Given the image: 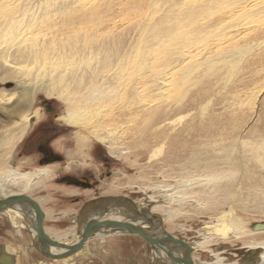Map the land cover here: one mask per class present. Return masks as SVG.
<instances>
[{
    "label": "rangeland",
    "instance_id": "374dc122",
    "mask_svg": "<svg viewBox=\"0 0 264 264\" xmlns=\"http://www.w3.org/2000/svg\"><path fill=\"white\" fill-rule=\"evenodd\" d=\"M74 1L47 0L51 16L44 14L47 18L38 21L40 25L32 31L35 33L16 38V43L6 42L15 45L4 55L0 48L2 71V57L10 60L11 53L14 55V49L23 41L34 46L48 40L46 47L41 48H47L43 55L50 67L45 70L44 79L64 72L65 79L58 86H67V90L75 94L73 97L80 93L77 100L83 99L82 87L91 86L97 79L100 86L104 83L100 90L106 94L98 97L102 100L92 107L91 116L93 119L104 117L117 138L112 149L108 143L93 137L82 145L77 132L83 134L84 130L62 119H53L55 126L61 129L56 134L55 144L67 153V158L72 156L75 161L66 171L75 166L83 169L90 153L95 152V146L101 148L109 164L89 160L96 174H106L101 182L106 186L102 196L125 195L134 198L145 210L155 204L165 213L173 211L172 219L165 220L164 226L191 245L195 236L202 239L213 232L215 220L228 211L234 210L251 228L258 222L263 223L264 0H219L216 5L213 0L201 3L197 0H97L100 4L104 2V7L102 4L101 11L92 15L88 11L86 15L80 10L77 12ZM185 2L188 6L191 3L190 7L183 5ZM221 2L224 5H220ZM225 3L230 8L227 9ZM200 4L203 8L197 7ZM209 6L212 9L209 10ZM220 6H226V10ZM39 29L44 34L49 33L36 37ZM166 33L175 36L172 39L165 36L171 39L167 41L163 39ZM8 82H12V88H7ZM8 82L0 80V88L16 90L17 84ZM43 100L51 101L55 108L51 118L67 112L59 98L43 92L35 95L32 106L42 107L46 112ZM0 118L7 121L1 114ZM34 125L32 123L30 129ZM19 146L14 165L23 162L24 167L26 160H15ZM29 160L27 170L41 167L33 151ZM81 161L84 164H80ZM63 171L65 169L60 173ZM213 173L222 177L200 180ZM55 178L49 181L47 190L41 192L47 199L41 206L46 212L45 228L77 233L83 216L82 206L98 193L61 184ZM178 196L181 198L173 200ZM32 221V217L27 219L28 223ZM252 234L249 232L240 239L212 236L205 246L212 252L224 250L221 255L226 257L225 262L237 260L241 264L247 252H240L239 248ZM256 237L264 238V233ZM2 244L11 246L17 264H64L67 261L65 264H155L153 246L142 236L131 233H113L103 240L90 238L79 254L61 263L58 260L61 258L46 257L34 247L28 227L16 229L9 216L0 213ZM212 252L196 251L194 255L199 264H203V261L214 260ZM173 256L177 257L167 253L164 257L168 260L162 257V264L176 263L171 259Z\"/></svg>",
    "mask_w": 264,
    "mask_h": 264
},
{
    "label": "bare ground",
    "instance_id": "6f19581e",
    "mask_svg": "<svg viewBox=\"0 0 264 264\" xmlns=\"http://www.w3.org/2000/svg\"><path fill=\"white\" fill-rule=\"evenodd\" d=\"M179 1L180 0H178V2ZM182 1H184V0H182ZM192 1H194V0H192ZM200 1L202 2V0H199V1L197 0V2H200ZM216 1L218 2L219 0H213V2L215 3L214 5H216V3H217ZM233 1L238 2L239 0L238 1L233 0ZM46 2H47V0H15V1L14 0L13 1L12 0H0V45H3V46H0V48L2 47L3 55L5 52L7 53V51L10 52L13 50V49L10 50V48L15 45V43H16L15 39L16 38H19L20 36H23V35L26 36L28 34L33 33L32 32L33 29L36 26L40 25L39 24L40 20L47 18V16H51V13L48 12V11H50V5ZM197 2H194V3H196V5H197L198 4ZM230 2H232V1H230ZM251 2H252V0H251ZM72 3H76L75 9L77 12H78V10H80L83 13H85V15H86L87 11H88L89 12L88 14L91 13V15H92V14H96L95 12H98L99 10L101 11V7H102V4L104 2L102 4H100L101 2L99 1V3H98L97 0L95 3L92 2V0H75ZM203 3L202 4L204 6H206V4H205L206 2L204 1ZM221 3H220V5H224L223 4L224 2L222 4ZM11 4H12V6H11ZM89 4H90V7H88ZM186 4L187 3L185 2V4H183V5H186ZM188 4H187V6H188ZM226 4L227 3H225V5ZM239 4H241L243 6L242 3H238V5ZM190 5H191V3H190ZM190 5L188 7H190ZM218 5H219V3H218ZM253 5H254V3H253ZM210 6H212V5L210 4ZM210 6L208 7L209 10L212 9V7H210ZM226 6H224V8H223V6H220V8H223L222 10H224V9L226 10ZM230 6L233 7L231 4H230ZM103 7H104V4H103ZM197 7L203 8L201 4ZM234 7H236V6L234 5ZM239 7H237V8H239ZM255 7L256 6H254V8ZM204 8L207 9L206 7H204ZM228 8H230V7L227 6V9ZM186 9H188V8H186ZM196 9H198V8H196ZM235 9H233V10L235 11ZM263 9H264V6H263ZM192 10H194V7ZM242 10H240V11L242 12ZM247 10H250V9L247 8ZM260 10H258V11H260ZM5 11L9 12L10 14H5L4 13ZM187 11L192 13L190 10H187ZM194 11H196V10H194ZM183 13H186V12H183ZM183 13H181V14H183ZM258 13L260 14V12H258ZM44 14L45 15L47 14V16L44 17ZM177 14H179V12H177ZM192 15H193V13H192ZM223 15H224V13H223ZM237 15H239V14H237ZM245 15H244V17H245ZM248 15H249V13H248ZM254 16H257V15H251V17H254ZM229 17H230V15H229ZM233 17L231 20H233ZM190 18L188 17V19H190ZM226 18H227V16H226ZM150 20H151V18H150ZM235 21H237V20H235ZM41 24H42V22H41ZM236 25H238V24H236ZM39 30L37 31V34H36L37 36L35 35L36 37H38V34L40 36L42 34H44V32H41V30L39 32ZM195 32H197V31H195ZM48 33L46 31L44 36H46V34H48ZM178 35L179 34H177V36ZM180 35H181V33H180ZM165 36H166V38L168 36V38L171 37V39H172V38H174L173 36H175V35L168 33L167 35H164V37L162 36L163 39L168 41L171 39H166ZM159 38H161V37H159ZM28 39H29V37H27L26 40H28ZM30 39H31V37H30ZM49 39H51V38H49ZM163 39H162V41H163ZM8 41H15V43H14V45H8L6 43ZM24 42L25 41H23L21 45L17 46V49H14L15 53H14V55H13V52L11 53L12 58H10V60H7V59L2 57V63H3L4 69L2 71H0V80L2 82L14 81L17 84V88H16V90H15V88L14 89L0 88V114L7 118V121L1 120L2 118H0V199L6 198V197H8L10 195H14V194H26V195L33 197L42 206L45 202H47V199H46L45 195H43L41 192L47 190V187L49 186V181L52 178H55L62 171V169H65V171H66V169H69L71 167V165L74 166L75 161H74V158L72 156L71 157L68 156L67 162L64 165L60 164V163H55L52 165L43 166V167H39L37 169H32V170L22 169L23 162L20 165H17V166L14 165L15 151H16L17 147L19 146V144L24 140L27 133L29 132V129H30V126L32 125L33 120H34V122L43 120L45 118V115H46V112L43 111L42 107L34 108L32 106L34 99H35V95L37 93L43 92L47 96H56L57 98H59L61 100V102H63L66 105L67 112L65 114L59 116V119H62L63 122L66 124H69L71 126H75V127H78L80 129L84 130L85 133H83V134L80 132H77V135L79 137L78 142L81 143L82 145L84 143H86L90 138L93 137L97 141H100L102 143H108L109 149H112L111 147L113 145V141H115L117 137H116V135H113L112 131L109 130V128H108L109 124H106L104 122L105 121V120H103L104 117L103 118H97L98 119L97 120L96 118L93 119V117L91 116L92 115V111H91L92 107L97 105L102 100L101 98H98V97H101V94L105 93V91L100 90L102 86L104 88V83H102V86H100L101 82L98 81V79H97V81L91 82V86L82 87V90L85 91V92H82V93H84V94H82L83 96H81V98H83V99L77 100L76 97L78 95H76V97H73V96H75V94L72 93L73 91L71 92L69 90L70 91L69 92L67 90L68 88H66L67 86L66 87L65 86H63V87L58 86V83L61 80L65 79L64 78L65 77L64 72H57L55 75H48V78L44 79V76H45L44 72L46 69L48 70L50 67H49V62L47 61L46 58H44V55H43V54H45L44 52H45V50H47V48H43V50H41V48L46 47L45 44L47 45L48 40L40 42L38 45L35 44L34 46H32V45L28 46L29 44L27 45L25 43L27 45L26 46L24 44ZM163 42H165V41H163ZM12 43H10V44H12ZM34 43H36V42L34 41ZM160 43H161V41H160ZM48 45H50V44H48ZM186 48H185V50H186ZM198 48H200V47L198 46ZM201 51H203V48L201 49ZM188 53H189V51H188ZM189 55H191V54H189ZM47 74H48V72H47ZM75 80H78V79L75 78ZM104 82H105V80H104ZM106 85L107 84H105V86ZM80 89L81 88L78 87V91ZM113 90H115V89H113ZM110 91L108 90V94H110L109 93ZM79 96H80V93H79ZM79 96H78V98H79ZM8 102H11V104L7 105L6 103H8ZM103 103H104V101H103ZM105 114H107V112H105ZM101 116H103V114ZM4 121H6L8 123L5 124ZM80 164H84V162L81 161ZM20 169H22V170H20ZM221 177H222V174L213 173V174H209V175L204 176L200 180H211L212 181V180H218ZM171 189H173V188H171ZM32 194H36V196H33ZM179 198H181V196L173 197V200H176ZM22 206H25L26 212L21 207L20 208L19 207H10L7 210L3 211L2 213L7 214L9 216V219H10L14 228L21 229V228H27L28 227L30 233L33 235V238H34V237H36L35 210L29 204L22 205ZM140 207L144 209L143 206L140 205ZM120 210L117 207L109 208L108 214H107V216L105 215L106 216L105 218L127 220V216H123V215H125L124 213L119 214V213H121ZM146 210L153 217L152 221L158 222L157 220H159L161 223H164L165 220H171L172 216L174 214L173 211L172 212H166V213L163 212L159 208V205H155V204L150 206L149 208L147 207ZM45 214H46V212H45ZM29 217H32L34 219V221H32L31 223H28L27 219ZM128 217H129V215H128ZM154 218H156V220H154ZM21 219H23V220H21ZM85 221H86V217H84V218L82 217L80 220V223H79L80 224V230L77 233L76 232L70 233L71 231H69V230L66 232H56L50 228L46 229V231L52 238H54L56 240H59V241L65 242V243H69V244H74V243L78 242L80 239V236H81L80 233H81L82 228L85 224ZM133 221L138 226H152L151 222H147L145 220H140V219L134 218ZM246 224L244 223L242 218H240L239 216L234 214V210L225 212L224 215H222L221 217H218L215 220V224L213 225V229H214L213 232H208L210 234L204 235V237L202 239L198 235L195 236L196 240L192 243V245L189 242V244L191 245V252H192L194 260L199 264L198 260L196 259V256L194 255L196 251L212 252L211 249H208L205 246V244L208 243V240L212 236H218V237H221V236L222 237H229L230 236L232 238L240 239L245 234L251 232L253 234L249 236L248 240L246 238L244 240V244L241 246V248H245L247 250H250L251 254H252V255H250L251 258L249 259V262L248 263L246 262L244 264H264V238L256 237V234L264 233V227L263 226H259V227L256 226L255 228H251L250 226H248ZM167 230L169 232H171L170 229H167ZM155 233H157V232L155 231ZM109 234L110 233H107V234L105 233L103 236L100 237L101 240L105 239V237L108 236ZM111 234H113V233H111ZM73 236H74V238H76L75 240H73L74 239V238H72ZM151 245L153 246V258L155 259V262H154L155 264H162L163 258L165 261H167L168 259H166V257H164V256H166L167 253L170 256L176 254L177 258H180L181 260L185 254V250H181L179 248L175 249L174 247H171V246H168L165 244H162L160 246L156 245V244H154V245L151 244ZM171 249H173L172 252H171ZM51 250H53V252H57V253L58 252H64L63 249L53 248V247L51 248ZM80 252H81V250L79 252L75 253L74 255L79 254ZM223 253H224V250L218 251V252L214 251V252H212V255L214 256V260H206V261H203L202 263L203 264H240L237 260H234L231 262H225L226 257L221 255ZM72 256L67 257V258H61L58 260H60V262L63 263L64 261H67V259L71 258ZM173 258L174 257H172L171 259L174 260ZM171 259H170V262L172 261ZM159 261H160V263H159ZM0 262H1V264H11V263L17 264V259L15 258L14 252H13V250L9 244L0 245ZM67 262H65V263H67ZM174 262H176V263H173V262H171V263L179 264V262H177L176 260H174Z\"/></svg>",
    "mask_w": 264,
    "mask_h": 264
},
{
    "label": "water",
    "instance_id": "95a60500",
    "mask_svg": "<svg viewBox=\"0 0 264 264\" xmlns=\"http://www.w3.org/2000/svg\"><path fill=\"white\" fill-rule=\"evenodd\" d=\"M12 82H8L9 86ZM29 204L35 210V230L36 237H34V247L37 248L43 255L49 258H67L75 253L82 250L90 238L101 237L105 233H131L138 234L145 238L150 244L156 245H168L171 247L179 248L185 250L184 257L182 260L180 258L174 259L179 262V264H198L192 255L191 245L183 238H179L169 232L163 223L159 220L152 221L153 217L147 210H143L136 203L135 199L127 197L125 195L121 196H105L89 202L84 208L81 209L82 217H86L85 224L81 231V236L78 242L74 244L65 243L52 238L46 231L44 220L45 211L39 204L37 200L26 194H14L6 198L0 199V213L7 210L10 207H21L26 212L25 206ZM111 207H117L121 213L127 216L125 219H111L105 218L108 214V209ZM123 209V210H122ZM106 215V216H105ZM129 215V217H128ZM135 219L145 220L151 222L152 226H138L134 223ZM156 220V218H154ZM254 226H263V223H256ZM157 233H155V231ZM154 231V234H153ZM226 246V245H222ZM63 249L64 252H53L51 248ZM239 247V246H238ZM227 248V247H225ZM240 252H247L245 258L241 261V264L248 263L251 251L245 248H239ZM212 256V255H211ZM213 257V256H212ZM229 260H234L229 257ZM15 264V263H11Z\"/></svg>",
    "mask_w": 264,
    "mask_h": 264
},
{
    "label": "flooded vegetation",
    "instance_id": "af4514ba",
    "mask_svg": "<svg viewBox=\"0 0 264 264\" xmlns=\"http://www.w3.org/2000/svg\"><path fill=\"white\" fill-rule=\"evenodd\" d=\"M12 87L13 84L7 86V88ZM42 104L48 113L47 117L42 121L37 122V124L34 123L33 120L32 123L35 125L32 126L33 129L31 127L32 130L30 129L27 137L21 142L15 156V160L27 161V164L23 167L24 170H27L26 168L30 163L29 155H31V151H33V154L36 155V161L41 167L55 163L64 165L67 162V153L62 151L55 144V140L57 139L56 134H58L61 129L55 126V121H53V119L57 120L59 116H53L54 118H51L50 114L55 110L51 101L43 100ZM92 149H94V147ZM89 159L100 160L102 164H109V159L103 155V151L101 153V148H96L95 146V152L90 153V156L87 159V165L84 166L83 169H79L77 166H75L73 170L63 171L55 178V180L61 184L74 186L83 190H91L98 193L91 197V199H89V201L86 202L82 208H84L92 200L105 197L104 195L102 196V191L104 188H106V186H103L101 182L106 178V174H101V176L96 174ZM79 199L80 198L77 200Z\"/></svg>",
    "mask_w": 264,
    "mask_h": 264
}]
</instances>
